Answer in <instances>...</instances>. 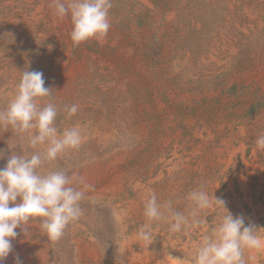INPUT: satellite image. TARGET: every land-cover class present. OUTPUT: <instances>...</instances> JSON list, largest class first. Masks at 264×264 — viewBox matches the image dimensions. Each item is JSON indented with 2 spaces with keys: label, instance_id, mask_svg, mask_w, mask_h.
Here are the masks:
<instances>
[{
  "label": "rangeland",
  "instance_id": "rangeland-1",
  "mask_svg": "<svg viewBox=\"0 0 264 264\" xmlns=\"http://www.w3.org/2000/svg\"><path fill=\"white\" fill-rule=\"evenodd\" d=\"M111 5L106 37L74 45L70 15L58 17L53 0H0V111L24 71L42 72L51 93L41 106L57 108L59 131L79 126L83 137L38 172L98 166L84 182L91 187L80 219L58 240L41 230L23 246L47 240L52 264H195L223 208L213 202L198 213L204 223L181 232L170 231V219L148 221L144 208L155 194L191 220L189 193L201 189L264 239V148L256 145L264 135V0ZM72 105L78 110L69 116ZM35 151L26 134L0 126V168L13 153ZM146 223L148 242L139 237ZM12 244L3 264H16L17 256L26 264L17 238ZM244 257L264 264V245Z\"/></svg>",
  "mask_w": 264,
  "mask_h": 264
},
{
  "label": "clouds",
  "instance_id": "clouds-1",
  "mask_svg": "<svg viewBox=\"0 0 264 264\" xmlns=\"http://www.w3.org/2000/svg\"><path fill=\"white\" fill-rule=\"evenodd\" d=\"M53 3L58 17L70 15L73 25L70 38L74 45L92 39L102 41L106 37L110 28L111 0H53ZM50 93L42 72L24 71L14 98L0 111V126L8 125L26 134L30 147L37 149L30 157L13 153L6 167L0 168V264L13 250L12 241L18 235V227L26 233L27 225L38 221L49 238L58 240L66 227L83 215L80 205L85 199L84 189L91 187L84 184L83 178L64 170L38 172L45 162L57 160L66 151L78 149L82 143L79 126L59 131L55 125L57 108L51 103L41 106L40 100ZM77 110V105L70 106L68 115H74ZM256 145L264 148V135L256 140ZM74 182L83 184L84 188L74 187ZM18 198L20 202L16 203ZM189 199L195 204L191 220L173 211L171 202H158L155 194L145 204L144 215L150 222L170 219L173 221L170 231L181 232L204 223L198 218L200 210L211 207L213 202L221 206L225 215L212 234L203 237L195 264H246L245 250L260 249L264 245V239L256 234L258 228L246 223L242 215L233 216L228 212L222 198L214 194L209 197L201 189L190 192ZM139 237L146 242L152 239L149 224L141 226ZM15 259L16 264H21L18 256ZM167 260L180 261L171 256ZM158 264H165V258Z\"/></svg>",
  "mask_w": 264,
  "mask_h": 264
},
{
  "label": "bare ground",
  "instance_id": "bare-ground-1",
  "mask_svg": "<svg viewBox=\"0 0 264 264\" xmlns=\"http://www.w3.org/2000/svg\"><path fill=\"white\" fill-rule=\"evenodd\" d=\"M216 58H217L216 56L212 57V59H216ZM97 167H98L97 164H95L90 168H85L82 171L75 172V173L77 174L78 177L83 178V181L85 183H88V181L94 179V177L97 175ZM19 202L20 201L18 199L16 203H19ZM36 227L38 226L37 225L28 226V229H27L28 232L26 233L24 232L23 234L17 235L16 237L17 243H19L21 246V251H20L21 256L26 262V264H52L50 261V251H49V245H48L47 240L46 241L43 240V243L41 244H34L30 246L29 249L23 246L24 243H28L27 239H28L29 234L33 235L34 237H36L38 233L40 234L41 229L39 230Z\"/></svg>",
  "mask_w": 264,
  "mask_h": 264
}]
</instances>
